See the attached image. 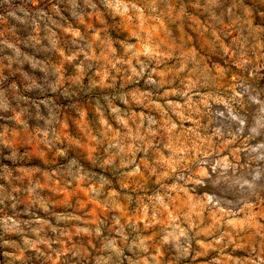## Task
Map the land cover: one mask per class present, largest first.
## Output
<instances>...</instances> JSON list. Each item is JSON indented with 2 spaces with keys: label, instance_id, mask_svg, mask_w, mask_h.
Wrapping results in <instances>:
<instances>
[{
  "label": "clouds",
  "instance_id": "9594fccd",
  "mask_svg": "<svg viewBox=\"0 0 264 264\" xmlns=\"http://www.w3.org/2000/svg\"><path fill=\"white\" fill-rule=\"evenodd\" d=\"M0 264H264V0H0Z\"/></svg>",
  "mask_w": 264,
  "mask_h": 264
}]
</instances>
